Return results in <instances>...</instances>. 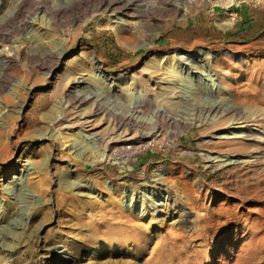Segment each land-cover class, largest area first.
<instances>
[{
  "label": "rangeland",
  "instance_id": "374dc122",
  "mask_svg": "<svg viewBox=\"0 0 264 264\" xmlns=\"http://www.w3.org/2000/svg\"><path fill=\"white\" fill-rule=\"evenodd\" d=\"M51 1L57 0H29L23 6L26 9L18 13L20 0H0V53L18 49L14 69L29 76L27 95L24 90L25 100L14 120L16 129L9 131L8 121L0 123L6 128L1 139L6 147L0 148V264H128L116 263L122 253L112 249L116 239L135 231L130 224L108 237L95 232L100 213L94 203L108 216L117 212L110 204L113 195L103 182L137 189L140 195L147 193L144 237L125 247L137 250L136 245L147 241L148 250L133 264H264V1L176 0L185 2L188 10L165 18L164 26L143 36L144 41L137 34L119 38L113 28L99 27L90 16L84 17L82 23H87L80 31L77 24L55 27L45 7ZM147 1L134 0L138 5ZM23 21L29 24L25 30L17 27ZM40 23L44 28L32 36L31 25L36 28ZM58 41L63 47H56ZM61 49L65 57L59 67H54V60L46 61L43 70L31 75L35 70L22 53L41 55ZM203 50L215 56L208 58L209 67L226 75L221 77L222 84L234 85L233 91L225 92L226 97L236 96L249 106L255 103L254 108L248 104L242 107L249 117L259 116L251 137L216 139L213 135L223 127L204 129L191 122L189 113L197 111L194 105H170L161 91L148 94L147 77L157 74L158 61L184 52L189 55L180 61L184 67L203 65ZM83 54L98 60L102 70L112 75L111 80L125 87L130 84L131 88L123 87L126 93L151 96L153 112L142 115L146 121L157 108L167 107L178 120L169 129L176 137L163 136L156 144L121 150L114 162L91 164L83 155L67 150L72 142L64 144L65 139L77 130L74 125L57 126V117L64 120L75 112L88 115L91 110L89 104L73 103L71 95L63 97L67 75L72 73L75 79L86 71L89 74L84 76L88 84L75 88V93L104 85L89 80L94 72L80 62ZM180 63L175 62L171 70ZM213 93L218 94L216 90ZM100 94L98 106L120 109L105 98L107 92ZM124 97L115 98L129 104V97ZM54 98L62 104V114H50ZM105 119L111 120L109 115ZM148 127L147 131L154 130ZM107 132L112 133V126ZM94 146L104 148L102 143ZM209 155L232 156L240 163L215 169L210 167ZM29 168L31 175L25 176ZM76 185L90 186L94 194L78 195ZM69 195L75 197L72 204L67 202ZM140 205L142 213L145 209ZM77 214L84 218L80 223L73 220ZM131 260L134 262L132 258L125 261L132 264Z\"/></svg>",
  "mask_w": 264,
  "mask_h": 264
},
{
  "label": "bare ground",
  "instance_id": "6f19581e",
  "mask_svg": "<svg viewBox=\"0 0 264 264\" xmlns=\"http://www.w3.org/2000/svg\"><path fill=\"white\" fill-rule=\"evenodd\" d=\"M20 1L18 13L22 11L21 9L28 3L29 0ZM221 1L223 2L224 0ZM261 1L264 0H258V2ZM184 3L176 0H150L149 2L147 1L138 5L134 2V0H57L53 3L51 1L50 3H47L46 6H43L46 7V12L49 13L51 23L55 27L65 28L71 24H77V30L80 31L83 29L84 24L87 23V21L82 23V20L84 17L90 16L93 17V20L96 21V25L99 27L113 28L119 38H121L120 35L126 33L127 35L132 34V36L137 34L140 35L142 41H144L143 36L148 35V33L153 35L154 30H159L164 26L165 18L170 17L173 14H179L183 11H187L188 6ZM38 5H42V3H39ZM37 9L39 8L37 7ZM46 12L44 13L47 14ZM229 25L231 24L229 23ZM17 27L25 30L29 27V24L28 22L23 21L19 23ZM31 28L30 33L32 36H35L34 34L38 33V28L41 29L44 27L43 24L40 23V26L34 28V25H31ZM26 40L28 39L26 38ZM54 44H56V47H59L62 42L58 41ZM61 46L63 47V45ZM16 51L0 53V123L8 121L9 124L6 128H8L9 131L15 128L14 123L16 121L14 120L17 118L16 115L18 114L20 102L25 100L23 93L24 90L26 92L25 96L27 95L28 90L26 91L25 86L29 82V76L27 74H19L14 69V66L17 64L19 59L17 58L19 53L17 54ZM203 53L202 59L200 58V63L206 62L205 64L203 63V65L189 63L187 64V67H184L183 63H180L181 59L188 55L184 52H181L179 56H175V58H164L165 60L162 59L164 62L162 61L160 63L158 61L159 66H155V68H157V71H155L157 74L154 77L149 74L147 77L148 84L150 85L148 94L152 93V90L161 91L164 94V100L170 103V105L175 106L181 103L194 105L197 111L194 113L188 112L191 122L194 121L199 123L201 127H205L206 129L211 126L223 127L215 135H213L216 139L229 140L251 137V131L253 128L252 125L258 122L259 116H255L254 118L249 117L246 112L242 111V107L248 104V107L254 108L253 105L255 103L252 102L253 104L251 103L252 105L249 106V103L246 104L245 101L237 98L236 96H231L230 98L226 97L225 92L227 90L233 91L234 85L222 84L225 83L222 79L226 75L223 77L220 72L217 70L213 71V67L211 69L209 64H207L209 57H215L213 52L205 50ZM22 54L30 63V67L35 70V73L34 71H30L31 75H35L36 71L40 72L43 70L46 66V61L50 62L54 60V67H59L61 60L65 57L63 49L59 52L53 51L41 55L35 51H30L29 53L25 52ZM40 56L43 57L41 58ZM80 62L83 65H87V67L89 66L90 70L94 72V77L89 78L90 81L100 80L104 85L98 88H94L91 85V88L86 86L87 90L84 94L81 90L82 94L75 93L73 92V90H76L75 88H81L88 84V78L86 79L84 76L89 74L86 71L87 73L85 72L83 77L75 79L73 75H71L72 73L67 75L66 79H68V82L67 86L63 90V97L71 95L74 99L73 103H77L80 106L89 104L88 107H91L88 115H80L78 112H75L73 115H69L70 118L68 119L66 118L64 120H60V117H57V126L60 125V127H62L74 125L77 130L75 132L72 131V134H68L69 137H66L67 140L64 138V144L72 142L67 146V150L83 155L88 160H91V164L114 162V158L117 156L116 153L121 150L129 152L132 149L135 150L137 147L141 148L147 146L149 143L156 144L163 136H167L168 138L176 137L175 132L169 129L178 124V120L167 107L155 108L156 110L154 111L152 117L146 121L142 115H145L152 109L150 106L151 103L152 106L154 104L150 95H141V92L131 94L127 91L128 93H126L124 88H131L130 84H125V87L120 84V81L117 80L116 83L115 80H111L112 75L107 74L102 70L99 61L94 58H90L86 54L81 55ZM175 62H179L180 64L171 70V67L175 64ZM165 63L166 65L164 66ZM163 66L166 68L165 72L163 71ZM51 73L53 72L51 71ZM203 74L206 76L205 78H203ZM107 81H111V83H108ZM215 90L218 94L213 93ZM105 92H107L105 98L117 104L120 109L118 108V110H112L111 108L100 107V105L98 106L100 101L98 96L100 93ZM124 96L129 97V104L119 102L118 99H124ZM115 97L119 98L116 99ZM131 98H134V100H131ZM61 109L62 104L55 101L54 98L49 107L50 114L59 115L60 112L62 114L63 110L61 111ZM262 110H264V107L261 108V111ZM72 111L73 110H71V112ZM5 112H7V114L3 115ZM140 114L141 116H139ZM108 115L111 120L105 119ZM262 116L263 115H261V117ZM110 126H112V133L107 132ZM148 126L153 127L154 130L147 131L146 128ZM6 128L0 125V148L5 145L1 142V139H3L2 137L5 134L4 131H6ZM39 129L41 132H46L47 130L45 127H40ZM69 138H71L72 141ZM100 143L104 144L103 150L97 149L94 146L95 144L99 145ZM36 154H38V151ZM231 158L232 156H229L228 158L223 157V159H221V157H212L210 155L207 157L211 165L210 167L215 169L240 163L238 160H233ZM31 172L32 168L27 169L25 176L31 175ZM103 185L111 191L113 198L110 204L113 205V208H115L117 212L114 211L115 213H111L108 216L107 213L103 212L104 208L101 205L94 203L93 206L96 207V212L100 213L98 223H94L97 227L95 232H97L101 237H108L110 234L116 233V231H124L126 225L128 226L130 224L136 232L134 231L129 234H125L119 239H116L114 241L115 243H113V252L122 253L121 259L115 262L131 264L130 262L125 261L130 258L134 260V262L131 260L132 264L140 262V260L147 255L148 242L146 241L145 243H140L138 244L139 246L136 245V248L138 247L137 250L127 249L125 245L127 243H136V239L138 237H144V229L145 227H148L146 226L148 225L147 193L140 195L138 194L139 192L136 191L137 189L134 191L125 190L120 187L118 188V186H111L106 182H103ZM76 187L77 188L75 189L77 190L78 195L86 194L89 196L94 194L93 190L90 189V186L76 185ZM66 199L67 202L71 204L75 201V197L72 195H69ZM139 204H142L140 205L141 208L145 209L142 213L140 212ZM151 204L153 206L155 203L153 202ZM120 206L125 211H121ZM137 211H139V213H137ZM121 215L123 216L121 217ZM118 217L121 219H117ZM83 219L84 218L81 214H77L73 218L75 223H80ZM114 219H117L116 221L119 220V222L115 223ZM144 220H147V224H144ZM95 236L98 237L97 234ZM97 237L95 239H97ZM0 244H2V240Z\"/></svg>",
  "mask_w": 264,
  "mask_h": 264
},
{
  "label": "crops",
  "instance_id": "0c3cea01",
  "mask_svg": "<svg viewBox=\"0 0 264 264\" xmlns=\"http://www.w3.org/2000/svg\"><path fill=\"white\" fill-rule=\"evenodd\" d=\"M246 14V12H244V15Z\"/></svg>",
  "mask_w": 264,
  "mask_h": 264
}]
</instances>
